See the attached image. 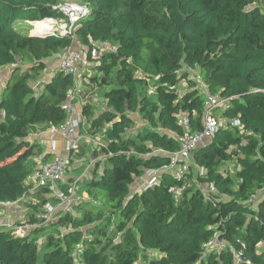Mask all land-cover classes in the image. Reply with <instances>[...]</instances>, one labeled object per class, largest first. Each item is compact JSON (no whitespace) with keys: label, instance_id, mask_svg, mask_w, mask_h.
<instances>
[{"label":"trees","instance_id":"trees-1","mask_svg":"<svg viewBox=\"0 0 264 264\" xmlns=\"http://www.w3.org/2000/svg\"><path fill=\"white\" fill-rule=\"evenodd\" d=\"M59 1L0 0V68L13 67L0 82V203L27 195L36 158H51L26 136L33 124H63L75 79L58 70L40 89L34 81L46 59L75 40L94 62L89 81L106 88L103 110H81L86 133L104 137L95 156L104 155L105 165L89 179L90 199L76 204L58 240L39 247L32 234L0 229V264H135L140 254L149 264H236L232 250L241 251V264H264V0H82L89 12L73 37L23 32V25L57 17L52 6ZM104 43L114 50H102ZM185 69H196L210 93L228 99L222 115L240 126L220 127L194 151L193 167H202L203 177L192 167L177 179L164 167L180 147L178 118L188 117L197 131L206 110L205 94ZM182 79L189 84L178 92ZM135 113L145 124L130 131ZM236 152L233 178L218 166ZM144 170L159 171L156 183L132 191ZM181 184L187 186L176 202L171 188ZM210 184L215 193L200 188ZM110 220L121 240L89 236ZM215 235L227 248L205 252L203 243Z\"/></svg>","mask_w":264,"mask_h":264},{"label":"built area","instance_id":"built-area-1","mask_svg":"<svg viewBox=\"0 0 264 264\" xmlns=\"http://www.w3.org/2000/svg\"><path fill=\"white\" fill-rule=\"evenodd\" d=\"M62 3H56L52 6V9L58 13L57 17H50L52 21L51 26L56 29V34L68 35L73 37L74 31L78 25L79 20L86 16L89 12V7L81 3L80 5L71 6ZM61 18V23L59 26L56 25L55 19ZM100 47L105 45L99 44ZM102 50H114L111 48H101ZM85 53L83 50L75 47H69L64 49L60 53V60L58 63V69L64 73L75 74L77 72L78 65L83 60ZM199 88L205 94L206 97V110L204 113V118L202 122V127L200 130L191 131L189 119L185 115L178 118V123L183 127V133L178 137L180 144L179 149L176 152L170 153V162L164 167L168 170L175 178L180 179L186 173H188L193 167V154L194 151L203 143L211 139L214 133L220 127L227 126H240L238 120H233L227 123L226 120L215 116L213 111L217 108H224L228 104V99L221 97L220 94H212L209 92L208 86L199 81ZM73 90H68L66 94V100L62 104V108L67 113V117L62 125L54 126L51 125L49 128V139L51 151H53V156L45 161L39 163L33 173L27 180L28 184H32L29 191L35 188L49 187L54 190L56 198L62 199L64 197V192L57 188V184L64 178L65 172L70 164V156L72 152L78 150V143L76 141L75 135L77 128L82 124L83 115L73 104ZM60 133L66 140L65 151L66 155H62L56 152V141L53 139V134ZM149 178L144 186H152L156 183L158 170H149ZM204 173V170H202ZM203 175V174H202ZM186 184H181L171 188V192L175 198L176 202L182 198V193L186 188ZM200 188L204 190L205 193H215L216 188L212 184L210 185H200ZM2 205H11V202L0 203ZM203 248L205 252L215 251L220 252L227 248V242L215 235L208 241L203 243ZM233 258L236 264H241L242 253L238 250H232Z\"/></svg>","mask_w":264,"mask_h":264},{"label":"rangeland","instance_id":"rangeland-1","mask_svg":"<svg viewBox=\"0 0 264 264\" xmlns=\"http://www.w3.org/2000/svg\"><path fill=\"white\" fill-rule=\"evenodd\" d=\"M58 3H64L67 5L75 6L80 5L83 2L82 0H60ZM60 19L61 18H58L57 20L55 19L56 25L54 27L60 25L62 21ZM34 22H32V25L30 26L27 24V26L23 25V32L28 33L29 35L38 34L39 32H35L34 30L35 27L37 28L38 22ZM53 30V32L56 34V29L53 28ZM111 47L112 46L108 43L101 46V48L103 49ZM94 50L98 52V47ZM93 55L97 56L95 52H93ZM85 58L86 60H88L86 55ZM52 60L54 61L55 59ZM86 60L84 62L85 66L92 69L93 72L94 62L88 60V63V61ZM20 67H22V65L18 64L14 68L19 69ZM10 69L13 70V67ZM6 71H8V69L6 68L0 69L1 81L4 79V76H6ZM185 72L187 74V79H190V83H199L198 74L195 70L185 69ZM39 76L41 77L36 78L34 84H38V82L41 79H44L45 77L43 76V72L40 73ZM187 79H185L186 82ZM175 89L178 92H181V90H184V87H176ZM147 90L149 94H154V80H148ZM80 93L81 91L76 92V99L78 100ZM80 105H82V103ZM221 110V108H217L213 111V114L215 116H218ZM134 118L136 123L134 127L130 129V131H134L136 128L139 127V125L145 124L140 114L135 113ZM100 140H102L101 135H97L95 140L89 142H82L80 145H78V151L74 154L73 159L70 160L69 167L65 172L64 178L62 179L63 184L68 187V193L64 192V197L62 199L56 198L54 190L48 191L47 189L43 190L41 188H35L34 190H32L31 194H27L22 199L16 201L11 205L0 204V217L9 214L11 220H16L12 223L2 224L0 225V228H6V230H10L15 236H24L33 233L31 237L36 239L37 243L39 244V247L44 241L54 242L58 240L61 233L68 228L70 217L73 216V214L77 213L75 209L76 204L80 203V201L83 199H90L91 195L89 193L90 189L88 187V181L92 175H95L96 173L100 172L98 170V168H100V162L102 163L105 160V156L101 154L99 158L100 161L98 162L95 160V158L97 157L95 156L96 151L94 152L93 146L94 148H97L99 144L98 142ZM237 154L238 152L234 154L233 158L222 162L218 166V169L222 174L229 175L233 178L236 177V171L239 168L237 162ZM193 168L195 174L198 173L200 177H203V171L201 169H198L196 166H194ZM149 174L150 173H148V170H144L142 173L136 176L131 186V190L140 191V189L146 184V181L149 178ZM57 188H59V183L57 184ZM17 209H20V211H17ZM107 224L108 225L105 226L98 233L92 235L90 234L89 236H92V238H99L105 240V242L108 243L112 241L115 242L121 240V234L113 229L112 220H110ZM260 251H263V249H261ZM146 254L151 257L155 256V253L151 251L147 252ZM135 264H149L146 255L140 254Z\"/></svg>","mask_w":264,"mask_h":264},{"label":"crops","instance_id":"crops-1","mask_svg":"<svg viewBox=\"0 0 264 264\" xmlns=\"http://www.w3.org/2000/svg\"><path fill=\"white\" fill-rule=\"evenodd\" d=\"M35 22H37V21H35ZM26 34H28V33H26ZM30 35H33V34H30ZM71 47H75V48H79V49L83 50V52L86 55L87 49L85 47L81 46L76 40H75V42H73ZM60 53L61 52H59L58 54H55L53 56H50L49 58L46 59L47 67L40 72V73L43 72V76H45V77H44V79H41L38 82V84H36L39 89L42 87V85L45 82L49 81L52 78V76L54 75L55 72H57L59 70L58 69V63L60 60ZM85 55H84L81 63L78 65L77 72L75 74H73L74 79H75V83H74V86L71 88V90H73L72 101H73V104L76 106V108L80 112H81L82 107L84 105L90 104L94 110V113L96 114L106 107V105H105V94H104V92L106 91V88L99 87L97 84L89 81L88 77L94 73V68H93V72H92V69L85 66V64H84V62L86 60ZM52 59H55V60L53 61ZM86 61H88V60H86ZM88 63H89V61H88ZM5 68L8 69V71H6V74H5L6 76H4V79L2 81L0 79L1 84L4 83L6 77H8L11 72H13V70H11L10 67H5ZM0 69H2V68H0ZM195 71L198 72L196 69H195ZM39 74H38L37 78L41 77V76H39ZM81 76H82V78H81ZM188 84H189L188 81L186 82L185 79H182L179 82L177 87H184V89H186L188 87ZM79 91H81V93L79 95V100H78V99H76V92H79ZM83 102H84V104H83ZM81 103H82V105H80ZM221 109L222 110L220 111V114L218 116L220 118L226 120L227 123H230L231 121H233V120H231V121L227 120L225 117H223L222 113H223L224 108H221ZM50 126L51 125L45 124V123L33 124L32 126H30V128L28 130V134L26 136V139L31 141V142L39 143L43 147L44 153L45 152L50 153L51 157H52L53 151H51L50 144L48 142ZM88 126H89V121H87V119L85 117H83L82 124L77 128V132L75 135V138H76L78 145H80L82 142L93 141L96 139L97 135L99 136V134H97V135L87 134L86 129ZM139 126H142V125H139ZM101 137H102V140H100L98 142L99 144H98L97 148H94V146H93L94 152L98 149L99 145L104 142V137L102 135H101ZM53 139L56 141V152H58L62 155H66V151L64 149L65 143H66L65 138L60 133H55V134H53ZM205 143H203V144H205ZM77 151L71 153L70 159H73L74 154L77 153ZM96 157L97 158H95V160L99 162L100 161V159H99L100 154H98V156H96ZM36 161L38 164L41 163V159L39 157L36 158ZM104 165H105V160L102 163L100 162V168H98V170L101 171L102 167ZM197 168L204 170L202 167H197ZM148 173H150L149 170H148ZM263 190L264 189L260 190V193L262 192L261 194L264 195ZM31 193H32V191H29L28 195ZM19 200H17V201H19ZM15 202H11V203L13 204ZM17 211H20V209H17ZM15 221H16L15 219L11 220V217L9 214H6V216L0 217V225L5 224V223H12ZM2 230H6V228H3ZM32 235H33V233H32ZM261 249L264 250V242L259 244V251Z\"/></svg>","mask_w":264,"mask_h":264},{"label":"bare ground","instance_id":"bare-ground-1","mask_svg":"<svg viewBox=\"0 0 264 264\" xmlns=\"http://www.w3.org/2000/svg\"><path fill=\"white\" fill-rule=\"evenodd\" d=\"M51 20L49 18H44L37 23V28L35 29V32H44L48 29H52L53 27L51 26ZM49 23V24H48Z\"/></svg>","mask_w":264,"mask_h":264},{"label":"water","instance_id":"water-1","mask_svg":"<svg viewBox=\"0 0 264 264\" xmlns=\"http://www.w3.org/2000/svg\"><path fill=\"white\" fill-rule=\"evenodd\" d=\"M53 28L52 29H48L44 32H40L38 34H33L34 36H37V37H43V36H47V35H54L55 33L53 32Z\"/></svg>","mask_w":264,"mask_h":264}]
</instances>
